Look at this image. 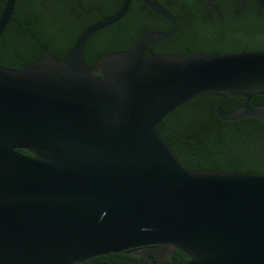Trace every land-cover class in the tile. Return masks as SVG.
Instances as JSON below:
<instances>
[{
	"label": "water",
	"instance_id": "1",
	"mask_svg": "<svg viewBox=\"0 0 264 264\" xmlns=\"http://www.w3.org/2000/svg\"><path fill=\"white\" fill-rule=\"evenodd\" d=\"M142 1L171 29L147 31L95 67L86 41L132 0L87 26L61 59L0 65V264H77L140 247L182 250L184 264H264V175L187 168L158 131L203 95L243 96V106L217 114L264 125V104L250 105L264 95V51L156 54L178 21ZM16 4L5 2L0 40Z\"/></svg>",
	"mask_w": 264,
	"mask_h": 264
},
{
	"label": "trees",
	"instance_id": "2",
	"mask_svg": "<svg viewBox=\"0 0 264 264\" xmlns=\"http://www.w3.org/2000/svg\"><path fill=\"white\" fill-rule=\"evenodd\" d=\"M178 21L177 33L157 43L156 54L179 55L192 51L227 54L264 51V9L258 0H157ZM6 0H0V15ZM123 0H17L14 14L0 40V65L21 69L44 56L61 59L78 35L90 24L115 13ZM171 23L142 0H132L125 16L94 33L85 43L83 56L95 67L106 54L133 46L147 31L167 32ZM246 98L228 95L198 96L169 113L158 125L164 141L181 163L194 170H224L264 175V125L258 118L224 121L220 105L233 112ZM264 104L255 95L251 107ZM22 153L31 154L20 149ZM140 247L102 255L77 264H184L190 257L174 249L160 259L155 253H137Z\"/></svg>",
	"mask_w": 264,
	"mask_h": 264
},
{
	"label": "flooded vegetation",
	"instance_id": "3",
	"mask_svg": "<svg viewBox=\"0 0 264 264\" xmlns=\"http://www.w3.org/2000/svg\"><path fill=\"white\" fill-rule=\"evenodd\" d=\"M171 253H172V252H171ZM155 254H156L158 257L162 258V259H164L166 256L171 255L170 253H165L164 255H160V254L158 253V251H155Z\"/></svg>",
	"mask_w": 264,
	"mask_h": 264
}]
</instances>
